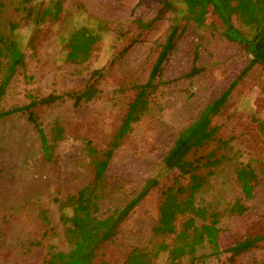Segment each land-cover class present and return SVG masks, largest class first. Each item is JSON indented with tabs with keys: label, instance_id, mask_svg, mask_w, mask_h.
Listing matches in <instances>:
<instances>
[{
	"label": "rangeland",
	"instance_id": "374dc122",
	"mask_svg": "<svg viewBox=\"0 0 264 264\" xmlns=\"http://www.w3.org/2000/svg\"><path fill=\"white\" fill-rule=\"evenodd\" d=\"M173 2L182 9V0ZM43 4L51 12L40 23L19 30L25 65L8 84L0 109L27 104L31 94H62L35 111L48 136L57 121L64 125L65 135L48 160L25 113L0 118V264H50L52 250L70 248L60 200L92 180L87 145L107 149L131 102L142 95L148 105L137 113L108 166L102 212L126 202L147 177L155 176L157 183L122 221L118 234L102 245L97 264H123L133 246H152L161 240L154 233L160 191L173 176L164 157L180 130L238 77L213 119L216 139L227 141L233 158L220 164L197 194L200 204L221 213V251L214 253L208 242L198 245L196 264H264V241L235 257L227 250L257 222L264 224V179L244 216L232 217L228 212L240 196L236 166L264 162V69L253 65L243 73L251 55L222 34V23L210 7L196 20H181L176 46L153 85L146 87L172 22L173 11L162 9L161 0H45ZM17 18L12 8L0 9V30ZM82 26L97 33L99 41L87 60L71 61L67 43ZM195 65L198 72L184 76ZM97 69L100 72L94 74ZM88 82L96 85L97 94L75 104L66 93L79 92ZM192 229L197 242L203 241ZM166 256L161 252L157 259L164 261Z\"/></svg>",
	"mask_w": 264,
	"mask_h": 264
},
{
	"label": "trees",
	"instance_id": "16d2710c",
	"mask_svg": "<svg viewBox=\"0 0 264 264\" xmlns=\"http://www.w3.org/2000/svg\"><path fill=\"white\" fill-rule=\"evenodd\" d=\"M45 0H0V9L12 8L19 18L10 19L5 29L0 30V101L8 84L17 70L25 65V51L18 38L23 26L40 23L48 13L43 7ZM162 9L173 11L165 41L151 69L146 87L153 85L154 78L161 73L162 64L176 46L178 30L182 19L196 20L208 10L218 16L222 23V34L231 41L241 43L251 55V60L243 73L253 65L264 69V0H182V9L173 0H161ZM59 8V5H57ZM57 8L56 12H59ZM99 35L86 26L74 30L67 43V58L81 62L89 58ZM199 70L193 68L184 76L191 77ZM100 69L94 71L98 74ZM241 76V75H240ZM239 78V77H238ZM235 79L218 97L209 102L198 117L183 127L173 145L164 157V165L173 171L172 180L161 191L159 220L154 227L155 236L162 237L152 246H133L123 264H196L197 246L208 242L214 253H220L221 213L212 205L200 204L197 194L207 184L217 167L233 157L227 148L226 140L216 139L217 126L214 117L226 103L238 82ZM97 87L88 82L79 92L66 93L72 96L75 104L91 100L97 94ZM29 103L0 109V118L23 112L36 128L40 146L46 159L51 160L56 143L65 135V127L57 121L50 136L47 135L36 115L35 108L41 104H51L64 95L49 93L45 96L30 95ZM144 95L131 102L130 107L115 133L110 146L102 151L91 144L86 153L91 157L92 180L60 200L61 219L66 225V236L70 244L68 250H52L50 264H97V256L102 245L112 240L119 232L123 220L138 205L139 201L156 185L155 176H149L139 191L126 202L102 212V200L107 186L106 172L115 149L131 128L138 112L146 109ZM264 132V121H261ZM214 145L201 152L204 147ZM227 150H223V149ZM264 179V162L259 166L241 162L236 166L235 180L240 189L228 212L232 217L244 216L250 209L248 201L255 199L258 186ZM181 221L177 226L176 221ZM198 230L203 241L197 242ZM170 240V241H168ZM264 241V224L256 223L240 238L227 247L231 257L247 252ZM161 252H166L164 261H158Z\"/></svg>",
	"mask_w": 264,
	"mask_h": 264
}]
</instances>
